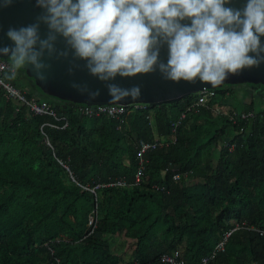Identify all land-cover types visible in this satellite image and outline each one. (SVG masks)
Wrapping results in <instances>:
<instances>
[{"label": "trees", "instance_id": "16d2710c", "mask_svg": "<svg viewBox=\"0 0 264 264\" xmlns=\"http://www.w3.org/2000/svg\"><path fill=\"white\" fill-rule=\"evenodd\" d=\"M6 60L4 80L45 96L58 119L0 92V264H166L174 250L185 264H264V81H244L242 99L219 87L196 111L198 93L87 116L19 71L8 79ZM182 112L175 140L143 153L133 183L138 140L168 138ZM119 178L127 185H107ZM96 183L94 199L83 186Z\"/></svg>", "mask_w": 264, "mask_h": 264}, {"label": "clouds", "instance_id": "9594fccd", "mask_svg": "<svg viewBox=\"0 0 264 264\" xmlns=\"http://www.w3.org/2000/svg\"><path fill=\"white\" fill-rule=\"evenodd\" d=\"M228 0H36L43 13L28 26L9 28L12 45L0 47V55L17 70L30 64L44 80L45 53H57L63 37L74 58L85 60L89 72L102 81L117 75L131 77L155 70L159 47H168L167 64L159 63L166 79H181L218 86L229 73L237 74L264 60V0H247L243 9L225 7ZM10 4L11 0H7ZM7 6V4L5 5ZM191 20V24L181 21ZM47 25L45 38L40 23ZM255 53V55H249ZM71 71V70H70ZM72 87L79 88L73 84ZM112 101L140 95L139 87L121 89L108 85ZM98 93H93L96 95Z\"/></svg>", "mask_w": 264, "mask_h": 264}, {"label": "water", "instance_id": "95a60500", "mask_svg": "<svg viewBox=\"0 0 264 264\" xmlns=\"http://www.w3.org/2000/svg\"><path fill=\"white\" fill-rule=\"evenodd\" d=\"M247 0H228L225 7L233 9H243ZM7 4V6H5ZM43 9L37 7L36 0H0V47L12 45L13 42L7 37L8 29L28 26L37 22V17L43 13ZM182 24H191L190 19L181 21ZM48 33L47 25L40 23L39 34L45 38ZM261 44L264 45V36L260 37ZM55 47L57 53L67 51V56L45 53L43 61L50 65L45 69L46 79H39L36 70L32 65H25L28 75L33 79L35 85L43 92L57 96L59 98L70 99L76 103H112V104H157L160 102L173 101L188 94L202 92L206 89L216 90L220 87L212 86L210 82H202L197 77L194 83L184 81H172L165 78V74L160 70L159 63L167 64L168 47L163 43L159 47L158 63L155 70L149 73H140L131 77L117 75L114 79L102 81L92 75L86 67V61L74 58L72 51L67 47L63 37H58ZM255 55V53H249ZM264 56V53H261ZM1 58L10 59L0 55ZM71 70V71H70ZM228 81H264V60L258 65L246 67L237 74L229 73L226 77ZM73 84L79 88L72 87ZM115 84L121 89H132L139 87L140 95L133 99L128 96L120 101H112L109 94L108 85ZM93 93H98L93 95Z\"/></svg>", "mask_w": 264, "mask_h": 264}, {"label": "built area", "instance_id": "2783aa9c", "mask_svg": "<svg viewBox=\"0 0 264 264\" xmlns=\"http://www.w3.org/2000/svg\"><path fill=\"white\" fill-rule=\"evenodd\" d=\"M9 64L6 59L0 57V92L4 96V98L10 99L16 103L24 104L28 111L34 115H46L52 117L54 119H58L56 117L55 110L50 106V104L45 101L44 99L38 98L36 96H26L24 90L13 86L8 81L4 80L3 74L7 70H9ZM214 90L206 89L202 92L198 93L196 99L191 102L187 109L191 108L196 111L199 107H206V100L208 96L213 94ZM146 104L141 103H133V104H112V103H79L78 110L83 115L87 116H97V115H104L108 117L117 118L128 113L132 109L142 108ZM251 113H241L240 117L250 116ZM184 118V113H180L179 117L176 120H172L171 122V135L168 138L162 137H154L149 140L139 139L137 142V151L135 154L136 157V167L133 174V183H137L142 175L144 170V162L145 159L143 158V153L150 149L156 148H165L171 142L175 140L176 137V128L179 122ZM230 120H233L232 116H229ZM65 123L63 124V126ZM51 126H53L51 124ZM41 127V126H40ZM179 174L175 173L173 178H178ZM104 184L96 183L92 186H83L87 192L93 195L95 199V190L99 187L103 186ZM107 185H127V182L122 179H115L112 182H109ZM95 216V206L91 209L88 213V224H91L94 221ZM260 232L264 235V229H260ZM216 249L223 248V242H219ZM213 253V252H212ZM160 261L166 264H185L183 260L180 258V254L177 250L162 253L160 255ZM207 257H201L197 263L194 264H206Z\"/></svg>", "mask_w": 264, "mask_h": 264}, {"label": "rangeland", "instance_id": "374dc122", "mask_svg": "<svg viewBox=\"0 0 264 264\" xmlns=\"http://www.w3.org/2000/svg\"><path fill=\"white\" fill-rule=\"evenodd\" d=\"M17 71L21 72V78H22V83L24 85H26L29 89L33 90V85H32V81L33 79L28 75L27 71H26V68L25 67H21L19 68ZM244 83V81L242 82H234L232 83L231 81H228L227 79H225V81H223L220 85V87L224 86V85H232L235 89H236V96L240 99L242 98H247V95H249V93H247L246 91L243 90L242 88V84ZM34 91V90H33ZM245 92L247 93V95L245 94ZM40 98L44 99L45 101H47V98L45 96H43L42 94L39 95ZM228 96H226L227 98ZM233 97V96H232ZM84 204V208L87 210V211H91V209H89V203L87 204L86 202H83ZM88 212V213H89Z\"/></svg>", "mask_w": 264, "mask_h": 264}]
</instances>
